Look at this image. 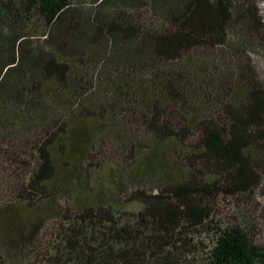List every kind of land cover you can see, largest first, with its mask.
I'll list each match as a JSON object with an SVG mask.
<instances>
[{"label":"trees","instance_id":"1","mask_svg":"<svg viewBox=\"0 0 264 264\" xmlns=\"http://www.w3.org/2000/svg\"><path fill=\"white\" fill-rule=\"evenodd\" d=\"M13 1L0 12L12 15ZM93 2L87 12L74 0H19L20 26L1 27L0 171L14 197L0 222L21 206L51 207L60 222L47 245L16 239L18 264H199L197 229L215 241L199 239L206 264H264L244 228L210 225L221 195L251 192L264 168L256 0ZM44 28L31 49L28 35ZM106 146L130 161L94 163ZM107 169L110 186L82 191ZM0 248L8 264L1 234Z\"/></svg>","mask_w":264,"mask_h":264},{"label":"rangeland","instance_id":"2","mask_svg":"<svg viewBox=\"0 0 264 264\" xmlns=\"http://www.w3.org/2000/svg\"><path fill=\"white\" fill-rule=\"evenodd\" d=\"M241 0H233L234 3L239 4ZM74 3L78 7H82L84 11H91L93 7H96V4L93 0H74ZM13 10L11 11L12 15H7L4 12H0V31L2 26L9 25L12 23L14 16L17 15V12L20 11L19 0H14L12 2ZM256 6L258 7L259 14L262 17L264 23V0H256ZM13 16V17H12ZM5 22V24H3ZM14 27H19L20 25L14 20ZM238 27L232 26L231 33L237 32ZM30 32H33V29H29ZM49 32V28H44L40 30V34L28 35V43L31 49L36 50L40 48L44 43L45 35ZM35 33V30L34 32ZM253 61L257 67L259 74L264 78V48L259 47L257 50L252 51L251 53ZM104 153L98 158L94 159V163H99L101 160L105 161L107 164H112L113 166L124 167L125 163L129 162L124 155L120 154L118 150L114 147L106 146ZM29 152V151H28ZM31 161V157L27 158ZM32 162V161H31ZM33 163V162H32ZM0 167H4L2 164ZM2 169V168H1ZM0 203L4 202L8 198H13V192L8 186L11 184L13 186L14 181L8 177L7 171H0ZM115 177V171L112 169L103 170L101 174H98L96 177L90 179V181H81L79 185L82 187V191H85L88 185L97 186L99 182L104 188L110 186L113 178ZM83 193V192H82ZM114 204L117 205L118 197L114 196ZM120 197V196H119ZM63 204L65 206L70 204V201L67 198H64ZM132 208H140L139 204H133ZM130 209V207H129ZM52 208L51 207H41L39 209H30L27 207H18L15 211H11V214L5 215L1 223L0 234L3 238V241L6 243V248H8L7 254V263L8 264H18L19 262V253L16 251L19 247V242L22 235L25 233H33L34 237L37 235L40 237L38 244L47 245L50 239L55 237L57 232V226L60 224L58 219L51 217ZM49 216V218H48ZM210 225H218L222 227H229L232 225H239L244 228L257 244L264 245V168L261 169V181L256 185L251 192H244L241 194L230 195L222 194L219 202L216 206L214 212V218L211 221ZM208 227H206L207 229ZM201 229V228H200ZM197 232V235L194 233ZM196 232L190 234L192 235V240L201 247V252H197L195 255V260L199 264H206L207 250L204 248V245L200 244L199 239L203 240V243L208 247L214 245V239L211 232H205L197 229ZM194 235V236H193ZM19 240V242L17 240ZM17 246V247H16ZM37 249V247H32ZM40 249V247H38ZM1 249V248H0ZM35 250L33 253H36ZM5 254V253H4Z\"/></svg>","mask_w":264,"mask_h":264}]
</instances>
